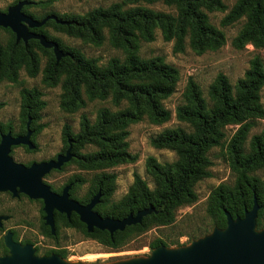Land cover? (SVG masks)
Listing matches in <instances>:
<instances>
[{
    "label": "trees",
    "instance_id": "obj_1",
    "mask_svg": "<svg viewBox=\"0 0 264 264\" xmlns=\"http://www.w3.org/2000/svg\"><path fill=\"white\" fill-rule=\"evenodd\" d=\"M50 1H39V7H46ZM161 2L173 13L154 11L142 4L152 5ZM226 10L222 0H122L108 8L93 9L84 15L65 14L59 16L47 13L35 17L41 21L54 15L64 25L48 21L35 33L55 42L67 54L55 61L52 50L42 48L34 40V49L49 54V61L43 70V81L47 86H55L61 81V108L74 112L89 101H109L115 108L98 110L94 121L83 117L80 130L74 134L65 126L62 139L67 148V140L72 141V161L86 170H103L117 165L133 163L125 139L127 128L132 123L147 120L151 124L162 125L171 118L163 102L176 91L179 73L176 68L165 62L161 56L143 59L139 56L140 41L154 40L155 30H159L163 40L173 42V53H182L188 45L196 54L215 51L224 43V34L209 21L208 13ZM244 23L233 39L234 48L241 50L246 45L254 49H264V0H236L234 6L221 21L229 26L240 20ZM50 25L67 36L79 39L94 46L105 41L124 53V59H110L105 65L98 59L87 58L79 50L66 47L57 39L49 37L44 27ZM24 67L31 77L38 73V59L27 48L20 46L13 52H0V80L7 78L17 81L16 71ZM264 88V63L259 56L250 61L248 70L232 87L222 74L217 75L209 86L207 98L200 87L189 78L182 95V104L176 107V118L186 123L189 131L183 128L167 129L150 139L156 149H167L175 153L172 163L160 164L154 158L146 160V171L152 178L153 187L134 174L133 183L127 195L118 205L106 209L115 187V175L101 173L95 179V187L86 199V204L98 191L102 196L94 210L103 218L123 219L137 211L153 208V213L144 217L140 224L129 226L122 232L110 235L106 231L94 229L87 233L76 216L68 222L64 216L55 213V222H64L67 227L81 228L85 234L112 249L119 248L133 233H142L151 226L162 227L172 224L177 210L197 201L195 186L211 176L212 162L209 152L219 147L225 138L227 126H238L237 132L227 145L230 167L235 174L232 185L221 184L215 188L207 201L206 212L210 218L209 228H203L198 237L209 234L214 227L226 226L224 212L234 219L243 218L250 211L255 195L260 206L256 219L257 230L264 228V184L253 174L264 169V129L251 137L245 148L250 129L257 119L264 116L260 103V91ZM22 121L29 115L32 124L39 118L44 103L41 93L36 90L22 89ZM31 124V126H32ZM87 146L96 151L80 154ZM102 208V210H100ZM98 210V211H97ZM101 211V212H99ZM47 236L53 238L48 228ZM57 236V229H56ZM198 237H192L196 239ZM167 246L160 239L150 244L154 250ZM0 252L7 251L0 243ZM63 259L65 252L51 251Z\"/></svg>",
    "mask_w": 264,
    "mask_h": 264
},
{
    "label": "rangeland",
    "instance_id": "obj_2",
    "mask_svg": "<svg viewBox=\"0 0 264 264\" xmlns=\"http://www.w3.org/2000/svg\"><path fill=\"white\" fill-rule=\"evenodd\" d=\"M11 0H2L6 3ZM35 4L25 10L33 13L35 17H41L47 13H55L59 16L65 14L84 15L97 9L108 8L122 0H31ZM39 1H50L42 8L36 5ZM226 7L223 12L208 13L210 23L224 34L223 45L215 51H206L196 54L186 45L182 53H173V42H166L159 30L154 32V40L151 42L140 41L138 54L143 59L161 56L165 62L177 69L179 80L175 93L163 102L165 109L171 113L168 122L162 125L151 124L147 120L132 123L128 126V135L125 142L128 144L127 151L136 159L133 163L117 165L103 170H86L78 163L70 162L61 170L50 173L44 178V182L56 190L61 189L70 180L78 179L74 189V196L84 200L95 187V179L101 173L115 175V187L109 198L106 209L111 205H118L127 195L128 189L133 183L134 174L145 181L150 188L153 187L152 178L146 171V160L154 158L160 164L172 163L176 160L175 153L167 149H156L150 144V139L167 129L183 128L189 131L186 123L176 118V107L182 104V95L189 78H192L200 87L204 98H207L209 86L217 75L222 74L232 87L241 79L248 70L253 57H261L264 63V49L256 50L251 45H246L238 50L232 45L233 39L241 29L244 20H240L229 26H222L224 16L234 6L236 0H222ZM154 11L173 13V9L166 7L161 2L147 5L142 4ZM44 31L49 37L57 39L66 47L79 50L87 58H95L100 64L105 65L112 58L124 59V53L114 48L108 41L105 33V41L100 46L85 43L79 39L67 36L64 32L47 25ZM38 59V73L35 77L28 75L27 70L18 68L16 71L17 83H12L7 78L0 80V125L12 123L19 130L22 122L21 95L22 89H36L41 93V101L44 103L39 111V118L32 124L35 130L34 142L36 149L26 151L15 148L11 157L15 162L29 164L31 162L46 161L54 158L65 150L62 133L65 126L76 134L80 130V122L83 117L94 121L99 109L105 107L112 111L115 108L109 101L95 100L89 102L85 97V105L76 111H65L61 108L62 84L61 81L55 86H47L43 81V70L49 61V54L35 50ZM260 103L264 110V88L260 91ZM264 129V116L254 122L247 136L245 148L247 149L251 137L258 135ZM238 126H227L225 138L221 146L212 148L209 158L212 162L210 168L211 176L200 181L195 186L197 201L191 205L180 207L175 220L168 226H151L142 233H133L119 248L112 249L97 240L88 237L81 228H69L64 222H59L57 238L47 236V231L42 223V204L25 197L12 199L7 194L0 195V214L11 216L0 231V243L6 231H14L19 242L30 240L37 248L38 256H46L47 252H65L64 260L70 264H115L133 259H146L152 254L150 244L157 239L166 243L168 249L186 247L192 241L197 240L203 228H209L210 218L207 215V201L211 192L221 184L232 185L235 174L230 167L227 145L237 132ZM96 151L94 147L87 146L79 150L80 154ZM254 176L258 177L264 184V169L256 171ZM102 210V208L100 209ZM98 211V210H97ZM101 212V211H99ZM192 237H198L192 239ZM55 254V253H52Z\"/></svg>",
    "mask_w": 264,
    "mask_h": 264
},
{
    "label": "water",
    "instance_id": "obj_3",
    "mask_svg": "<svg viewBox=\"0 0 264 264\" xmlns=\"http://www.w3.org/2000/svg\"><path fill=\"white\" fill-rule=\"evenodd\" d=\"M27 4L26 1L19 2L9 10L8 15H0V26L9 27L16 34L17 41L22 39L26 43L32 38L38 41L42 48L51 49L58 63L67 54L63 53L55 42L47 40L43 35L27 33V25L38 29L50 20L59 25L66 23L58 20L54 15L47 16L41 21L32 20L20 12L22 6ZM30 123L29 118L26 124L27 133L23 137L12 138L10 134L1 137L0 193L10 192L13 197L22 193L29 199L42 200L45 225L50 228L52 235L55 234L54 211L65 214L67 218L74 212L79 216L89 234L97 229L106 231L110 235L122 232L126 227L140 224L144 217L153 213L154 210L150 207L137 211L135 215L129 214L121 220L103 218L94 211V207L99 204L102 196L100 191L84 206L69 200V187L65 188L61 195L51 192L50 188L42 182V178L52 170H59L73 158L72 145L69 141L65 154L58 155L55 160L34 163L29 168L15 163L9 155L12 146L26 145L29 149L34 148L29 141ZM259 210L260 206L253 195L252 208L250 211H245L243 218L233 219L228 212H224L225 228L214 227L209 234L192 241L189 246L168 249L161 245L152 250L149 258L115 264H264V228L262 230L256 228ZM7 219L5 216L0 217V226L2 220ZM3 239L8 253L0 254V264H70L56 254L37 256L32 246H21L13 242L10 232H7Z\"/></svg>",
    "mask_w": 264,
    "mask_h": 264
},
{
    "label": "flooded vegetation",
    "instance_id": "obj_4",
    "mask_svg": "<svg viewBox=\"0 0 264 264\" xmlns=\"http://www.w3.org/2000/svg\"><path fill=\"white\" fill-rule=\"evenodd\" d=\"M1 1H2V0H0V15H3V16L8 15L10 9H12L14 6H16L19 2L26 1V2H28V4H27V5H23L22 8H21V10H20V12H21V14H23L24 16H26V17H28V18H31L32 20H35V19H34V15H33V13H31V12H27V11L25 10V9L28 8V7H32V6H34L35 3H34L33 1H31V0H11V1H8V2H6V3H1ZM27 33H29V34H35V28H31V27H29V26L27 25ZM33 45H34V39H32V38H31V39H28L26 43H24L22 39L19 40V41H17V39H16V34H15V33H14L9 27H3V26H0V52H3V53H5V52H13L14 50H16V49H18L20 46H22V47H24V48H27L28 52L31 53V50H32V48H33ZM21 68H23V67H21ZM8 81H9V80H8ZM17 81H18V80H17ZM17 81H16V83H17ZM11 82H12V81H11ZM12 83H14V82H12ZM1 105H2V104H0V107H1ZM24 116H25V122H24V123H23V121L21 122L22 125H21V127L19 128V130H16L15 126H13L12 123H10V124L8 123V124H6V125H4V126H3V125H0V140H1V137H2V136H5V135H7V134H10V136H11L12 138H17V137H23V136H25L26 133H27L26 124H27L28 119H29V118L31 119V117H30L28 114H27V115H24ZM31 124H32V119H31V123H30V127H29V130L31 131V135H30L29 141L33 144L34 148H33V149H29L26 145L12 146L11 149H10V154H9L10 157H11L12 151H13L15 148H22L23 150H26V151H34V150L36 149V144H35V142H34L35 130H34V128H32ZM69 141L71 142V145L73 144L71 140H67V148H68V146H69V143H68ZM67 148H66L63 152L57 154L54 158L49 159V160H46V161L31 162V163H29V164H22V163L15 162L14 160H13V161H14L15 163H17V164H21V165H23V166L26 167V168H29V167H30L32 164H34V163H41V162H48V161H50V160H55L56 157H57L58 155H64L65 152H66V150H67ZM73 157H74V155H73ZM11 158H12V157H11ZM12 159H13V158H12ZM72 159H73V158H72ZM72 159H71L68 163L64 164L59 170H61L64 166H66L67 164H69L70 162H72ZM59 170H52L50 173L55 172V171H59ZM50 173H48L47 175H45V176L42 178V182L50 188V191H51V192H53V193H55V194L61 195V194H62V191H63L65 188L69 187V190H68V198H69V200L75 201V202H77L78 204L83 205V206H84V205H87V204L90 202V200H91V199L97 194V193H96L94 196H92V198H91L86 204H83V203H82V200H81V199H77V198L74 196V193H73V192H74V189H75V187H76V185H77V183H78V179H77V178H75L74 180H70V181H69L68 183H66L61 189L56 190V189H54L53 187H51L50 185H48V184H46V183L44 182V178H45L46 176H48ZM98 192H99V191H98ZM2 194H7V195L11 196L12 199H19V198H21V197H25V198L29 199L26 195H24V194H22V193H19L17 197H13L12 194H11L10 192H2V193H0V195H2ZM29 200H32V199H29ZM32 201H38V202H40V203L42 204V209H41V215H42V220H43L42 223H43V226H45V228H48L49 231H50V228H49L48 226L45 225V221H44L45 213H44V211H43V202H42V200H32ZM99 203H100V202H99ZM94 208H95V207H94ZM94 211H95V210H94ZM95 212H96V211H95ZM55 213L60 214V213H58V212H56V211H54V214H53L55 234L52 235L51 232H50V234H51V236L53 237V239H56L57 236H58V234H57V236H56V229H57L58 226H59V221H57V223L55 222ZM60 215L64 216V218H65L68 222L71 221L72 216H76L78 222H79L80 224L84 225V224L80 221L79 216L76 215L74 212H72V213L70 214V217H69V218H67L65 214H60ZM3 216L7 217L8 219H7V220H2V222H1V226H0V231L2 230L4 224H5L7 221H9V220L11 219V216H8V215H5V214H0V217H3ZM64 224H65V223H64ZM84 226H85V225H84ZM69 228H72V229H75V228H76V229H77V227H69ZM85 229H86V227H85ZM7 232H10V233L12 234V241H13V242H15V243H17V244H20L21 246H25V245H30V246H32L33 249L35 250V254L37 255V248L34 247L33 243H32L30 240H25V241L19 242V241L17 240V235H16V233H15L14 231L8 230V231H6V233H7ZM6 233H5V234H6ZM90 234H91V233H90ZM3 236H4V235H3ZM3 236H2L1 244H2V246L5 248V246H4V239H3ZM5 249H6V248H5ZM6 251H7V252H6L5 254H2L1 252H0V254H1V255H6V254L8 253V250L6 249ZM50 255H51V254H50ZM56 255H58V254H56ZM37 256H38V255H37ZM46 256H49V255H46ZM58 256H60V255H58ZM60 257H61V256H60ZM61 258H62V257H61Z\"/></svg>",
    "mask_w": 264,
    "mask_h": 264
}]
</instances>
